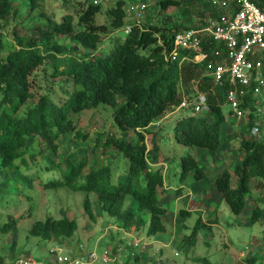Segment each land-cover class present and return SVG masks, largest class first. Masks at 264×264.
Masks as SVG:
<instances>
[{
    "label": "trees",
    "instance_id": "16d2710c",
    "mask_svg": "<svg viewBox=\"0 0 264 264\" xmlns=\"http://www.w3.org/2000/svg\"><path fill=\"white\" fill-rule=\"evenodd\" d=\"M22 1L28 8L26 19H40L31 25L36 34H25L26 26L15 21L7 33L13 44L0 58V203L13 193L12 182L29 180L30 184L32 179L24 171L43 159V168L58 173L45 182L44 187H69L85 192L83 209L91 220H95L96 215L89 193L94 192L100 212L110 216L119 229L129 230L132 226L139 229L147 224V235L164 231L162 216L166 208L158 202V190L164 183L163 168L159 164L162 161L160 146L156 132L149 127L180 103L179 88L189 96L197 82L199 89L208 93V111L176 118L173 139L189 147L206 148L210 154L223 144L222 125L227 116L219 103L222 97L219 91L211 93L213 83L204 75L209 61L217 59L215 44L203 41L202 50L207 58L199 63L183 60L187 53L184 50L170 56L173 35L184 28L200 26L193 25L188 14L182 22L184 25L175 23L167 15L168 8L181 7L182 0H160L158 22L132 23L120 41L100 54L96 53L100 41L108 33L128 26L125 0H116L106 9L107 23L101 25L95 24L100 5L91 0L76 18L69 12L63 13L59 20L52 13H46L42 0ZM61 1L66 5L70 0ZM254 2L264 11V0ZM17 4V0H0V21L7 23L15 19L20 10ZM62 36L71 44L61 42ZM44 64L49 65V77L54 79L64 99L55 100L47 92L37 94L33 73ZM245 97L244 104L251 109L259 104L249 93ZM100 105L112 109V124L118 134L109 132L95 137L89 150L86 143L90 141V134L79 128L73 117ZM149 133L148 145L145 134ZM66 134H71L72 143L80 141L86 142L85 145L59 154V142ZM99 146L115 149L116 154L126 160L115 180H112L111 165L103 163L97 155L94 154L89 163L90 152ZM238 150L242 158L232 171L223 169L213 183L233 214H240L251 199L253 205L247 219L255 222L264 219V140L243 138ZM48 153L53 157H48ZM179 167L181 180L191 171L196 178L203 177L197 160L189 153L181 156ZM15 170L18 173L12 175ZM20 188V193L13 194H21ZM252 188L256 190L255 195ZM128 195L136 208L124 206ZM179 213L185 215L186 210L180 209ZM215 220L202 223L197 218L184 242L193 245L198 231L211 226ZM18 223V219L8 215L7 221L0 224V235L16 232ZM76 229L74 218L65 214L59 218L47 215L35 221L28 233L43 240L61 242L73 237ZM119 229L117 232L122 233ZM124 241L121 236L112 248ZM128 260L125 258V264ZM198 261L226 264L212 261L208 256L199 257ZM245 261L256 264L255 256Z\"/></svg>",
    "mask_w": 264,
    "mask_h": 264
},
{
    "label": "rangeland",
    "instance_id": "374dc122",
    "mask_svg": "<svg viewBox=\"0 0 264 264\" xmlns=\"http://www.w3.org/2000/svg\"><path fill=\"white\" fill-rule=\"evenodd\" d=\"M46 13H52L54 18L59 20L63 13H72L77 17L88 4L89 0H70L66 5L61 0H42ZM93 2V0H91ZM95 4L100 5V11L95 15V24L107 23L106 9L112 6L116 0H95ZM160 0H125L124 8L127 11L125 20L128 24L136 22L134 14L130 11L131 5L146 3L147 10L142 15L139 22H158L157 11L160 8ZM20 7L15 19H10L4 23L0 21V58L10 50L11 40L8 38V31L15 21L26 26L25 34H36L31 28L38 17H27L28 8L22 0H17ZM222 0H182L181 7L171 6L167 10V15L177 24L182 23L185 14L193 25H200L212 11H217ZM37 14V12H36ZM43 20V19H42ZM160 23V22H159ZM125 30H116L108 33L99 44L97 54L106 52L113 43L120 41L124 36ZM61 42L70 45L71 42L65 36L60 37ZM50 67L44 64L33 73L37 94L47 92L55 100L64 99L57 88L56 82L49 77ZM56 80V79H55ZM52 81V82H51ZM179 92L182 95L181 88ZM222 99L219 100L222 105ZM227 113V107L221 106ZM112 109L100 105L96 109L84 110L74 115L77 126L90 134V141L87 147L91 150L94 138L105 133L113 132L118 134L117 129L112 124ZM192 114L189 108L173 107L164 116L158 117V126L151 125L149 128L157 134V141L160 146L159 158L165 162L161 164L164 175V186L158 190V202L166 208L162 216L165 230L152 235L146 234L147 224L136 229V233L147 239L146 251L133 259L131 256L128 264H201L199 257L208 256L212 261L235 264V260L242 254L240 261L255 256L256 264L264 263V219L260 218L255 222H249L247 217L250 214L251 204L248 202L240 214H233L228 204L221 197L220 192L215 188L213 179L221 173L223 169L232 171L233 166L242 158V153L238 150L240 142L245 138L250 121L245 119L229 118L224 129L223 144L214 153L210 154L206 148L189 147L174 141L172 136L173 123L176 118ZM264 124V115H263ZM223 125V126H224ZM146 135V142L149 145L151 134ZM71 134L62 136L59 142V154H63L70 149L85 145L84 142L70 141ZM264 140V139H262ZM191 154L197 160L198 166L203 171L202 178H196L192 171L185 179H180L179 160L181 156ZM97 155L103 163H109L112 167V180L116 179V174L123 170L126 160L116 154L115 149H102L100 146L90 152L89 163H92V156ZM48 157H53L51 153ZM44 160L39 163H32L24 173L28 174L32 181L12 182L11 191L21 194H10L0 203V224L7 221L8 215L14 216L19 223L16 232H9L0 235V264L12 258L28 255L33 257L38 263L58 264L54 261L50 248L54 245V240H43L39 237L31 236L28 230L37 220H43L47 215L59 218L64 214L74 218L77 222V229L70 241H82L88 248L96 247L98 253L104 248L112 247L116 240L123 233H119L117 223L105 213H101L97 202V195L89 193L93 211L96 215L95 220H91L83 209V199L85 192L75 191L69 187L45 188L44 183L57 177L58 173L52 169L43 168ZM18 170L12 172L16 175ZM232 184L234 180H231ZM18 183V184H17ZM168 186V188H165ZM253 185V180L251 182ZM19 185V186H18ZM182 187L183 197H177V188ZM20 193V191H19ZM256 190L252 188V195ZM251 200V199H249ZM187 215L179 213L180 209H186L188 202ZM196 204V205H195ZM253 205V204H252ZM124 206L136 208V204L130 195L126 196ZM214 218L217 225L205 226L201 228L193 245L184 242L190 234L197 218L202 219L203 223H208L209 218ZM176 227V229H175ZM114 236V238H113ZM98 239V242L96 240ZM65 240V239H64ZM62 242V241H61ZM54 258V259H53ZM243 264V263H236Z\"/></svg>",
    "mask_w": 264,
    "mask_h": 264
},
{
    "label": "built area",
    "instance_id": "2783aa9c",
    "mask_svg": "<svg viewBox=\"0 0 264 264\" xmlns=\"http://www.w3.org/2000/svg\"><path fill=\"white\" fill-rule=\"evenodd\" d=\"M146 10L144 2L131 5L130 11L136 19L133 23L140 24ZM131 25L126 26L125 32ZM204 40L215 44L214 55L217 57L209 61L208 72L204 75L213 83L211 93L220 92L222 105L227 107V120L231 117L250 121L245 138L264 139V11L254 0H222L218 10L208 14L200 26L184 28L173 35L170 56L184 50L187 53L183 60L199 63L207 58V53L202 50ZM193 90L189 96L182 92L176 107L189 108L194 115L208 111V93L199 89L197 82H194ZM248 93L259 103L255 109L244 104ZM158 123L152 125L158 126ZM119 230L125 241L115 249L112 246L98 253L97 246L88 248L82 241L65 239L54 241L49 251L58 264H125V258L143 254L148 243L134 229ZM2 264L43 263L22 255Z\"/></svg>",
    "mask_w": 264,
    "mask_h": 264
},
{
    "label": "crops",
    "instance_id": "0c3cea01",
    "mask_svg": "<svg viewBox=\"0 0 264 264\" xmlns=\"http://www.w3.org/2000/svg\"><path fill=\"white\" fill-rule=\"evenodd\" d=\"M227 121H228V120H227ZM226 123H227V122H225L224 124L226 125ZM224 124H223V125H224ZM223 125H222V133H223V134H222V140L224 139V129H225V128H224L225 125H224V126H223ZM159 164H160V165H161V164H165V162H163V160H162V161L159 162ZM232 179L234 180V183L232 184V182H231V184L234 185V184H235V177H234L233 175H232L231 180H232ZM163 186H164V183H163ZM168 186H169V185H168ZM168 186H166V184H165V188H166V189L168 188ZM180 188L182 189V187H178V188H177V191H176L177 194H178V195H177L178 198H179L180 196H181V197L185 196V195L182 194V190H181ZM191 202H192V201L188 202V206L186 207L185 210H187V211L189 210L188 207H189V204H191ZM248 202L251 204V203H252V200H249ZM192 203H193V202H192ZM195 205H196V204H195ZM251 205H252V204H251ZM251 205H250V206H251ZM187 211H186V215H187ZM210 219H212V217L209 218L208 220H210ZM201 221H202V219H201ZM215 221H217V220H215ZM202 223H203V221H202ZM204 223H205V222H204ZM212 224L217 225V222H211V225H212ZM131 229L133 230V229H135V228L132 226ZM175 229H176V227H175ZM70 239H71V238H69L68 240H70ZM66 240H67V239H66ZM146 240H147V239H146ZM88 247H89V246H88ZM241 257H242V254L240 253L239 256L237 257V259L235 260L234 263H235V264H236V263L247 264L246 261H245V259L243 260L244 262L240 261V260H242ZM7 261H8V260H7ZM7 261H5V262H3V263H6ZM223 263H225V262H223ZM226 264H229V263H226Z\"/></svg>",
    "mask_w": 264,
    "mask_h": 264
},
{
    "label": "clouds",
    "instance_id": "9594fccd",
    "mask_svg": "<svg viewBox=\"0 0 264 264\" xmlns=\"http://www.w3.org/2000/svg\"><path fill=\"white\" fill-rule=\"evenodd\" d=\"M154 122H156V121H154ZM153 123V122H152ZM152 123L150 124V126L152 125ZM135 228V227H134ZM131 229V228H130ZM135 231H136V229H134ZM69 239V238H68ZM141 255V254H140ZM139 256V255H138Z\"/></svg>",
    "mask_w": 264,
    "mask_h": 264
}]
</instances>
